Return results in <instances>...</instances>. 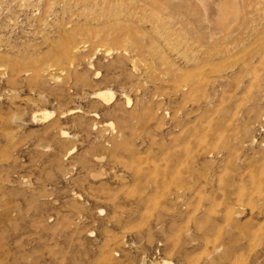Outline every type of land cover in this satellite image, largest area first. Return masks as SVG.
I'll return each mask as SVG.
<instances>
[{"label": "rangeland", "instance_id": "374dc122", "mask_svg": "<svg viewBox=\"0 0 264 264\" xmlns=\"http://www.w3.org/2000/svg\"><path fill=\"white\" fill-rule=\"evenodd\" d=\"M0 264H264V0H0Z\"/></svg>", "mask_w": 264, "mask_h": 264}, {"label": "bare ground", "instance_id": "6f19581e", "mask_svg": "<svg viewBox=\"0 0 264 264\" xmlns=\"http://www.w3.org/2000/svg\"><path fill=\"white\" fill-rule=\"evenodd\" d=\"M103 93H105V92H103ZM102 94V93H101ZM99 94V96H100V98H103L104 100L106 99V97L108 96V94ZM96 97H97V95H96Z\"/></svg>", "mask_w": 264, "mask_h": 264}]
</instances>
